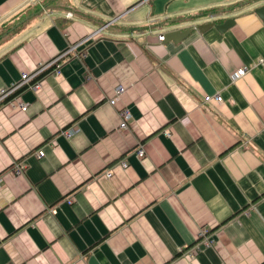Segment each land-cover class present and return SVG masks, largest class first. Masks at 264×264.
<instances>
[{
    "label": "crops",
    "instance_id": "crops-1",
    "mask_svg": "<svg viewBox=\"0 0 264 264\" xmlns=\"http://www.w3.org/2000/svg\"><path fill=\"white\" fill-rule=\"evenodd\" d=\"M262 57L264 0H0V264H264Z\"/></svg>",
    "mask_w": 264,
    "mask_h": 264
},
{
    "label": "built area",
    "instance_id": "built-area-1",
    "mask_svg": "<svg viewBox=\"0 0 264 264\" xmlns=\"http://www.w3.org/2000/svg\"><path fill=\"white\" fill-rule=\"evenodd\" d=\"M67 16H71V12H67ZM159 41H162L164 39V35L163 34H159L158 38ZM83 56V55H82ZM254 65H258V66H263L264 65V57L259 58L257 62H255ZM58 73L59 71L56 70ZM248 71V67H243V68H239L237 69V71L235 73H233L232 75V79L236 80L237 78L243 76L246 72ZM38 71L34 72L33 74H27L24 73L21 77V79L12 84L11 86L7 87V88H3L0 90V102H2L7 96H9L10 94H12L14 91H16L18 88L22 87L23 85H26V83L28 82L29 79H31ZM40 83L39 82H34L29 84L28 87L33 88V89H37L39 88ZM125 91V87L122 85H119L116 89H115V94L112 98L109 99V103L112 105H115L117 103V100L119 99V96L121 93H123ZM214 99L217 102H220L222 100V96L221 95H216L214 97ZM18 98L17 96L12 98L9 103L13 106V107H17L19 109H21L22 111H26L27 107L26 105L23 104V102H19L17 101ZM119 115L121 117V122L119 124L120 128L126 129L127 128V119L130 116V111L127 108H122L119 110ZM77 130V128H67L65 130L62 131V134L65 135L66 137H70L75 131ZM165 134L170 135L168 130L164 131ZM44 155V152L41 150L37 153L38 157H42ZM137 156L142 158L144 157V149L142 146H140L137 150ZM121 165L123 167H126L127 164L126 162H121ZM24 164L18 163L15 165L14 171L15 172H19L22 168H23ZM111 172L107 171L106 172V176L110 177ZM68 203L72 202V199H68L67 200ZM199 237L203 240V242L205 244H212L213 243V239L210 237L209 234V230L206 227H201L200 231H199Z\"/></svg>",
    "mask_w": 264,
    "mask_h": 264
},
{
    "label": "water",
    "instance_id": "water-1",
    "mask_svg": "<svg viewBox=\"0 0 264 264\" xmlns=\"http://www.w3.org/2000/svg\"><path fill=\"white\" fill-rule=\"evenodd\" d=\"M259 9H262V8H259ZM258 14L260 15V13H258ZM188 32H189V29L182 30V31H180V30L179 31H169L166 34H164V36L166 35V37L168 39L175 41V38H174L175 35L179 36V40H181Z\"/></svg>",
    "mask_w": 264,
    "mask_h": 264
},
{
    "label": "trees",
    "instance_id": "trees-1",
    "mask_svg": "<svg viewBox=\"0 0 264 264\" xmlns=\"http://www.w3.org/2000/svg\"><path fill=\"white\" fill-rule=\"evenodd\" d=\"M34 83V82H33ZM28 87V86H27ZM26 85H23L22 87L18 88L16 91H14L12 94H10L9 96H7L2 103H6L7 101L11 100L13 97H15L16 95H18L21 91H23L25 88H27Z\"/></svg>",
    "mask_w": 264,
    "mask_h": 264
}]
</instances>
